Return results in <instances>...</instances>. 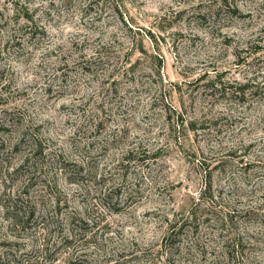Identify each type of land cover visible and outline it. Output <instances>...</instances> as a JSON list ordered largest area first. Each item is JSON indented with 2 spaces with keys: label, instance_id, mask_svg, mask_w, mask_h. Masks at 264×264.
<instances>
[{
  "label": "rangeland",
  "instance_id": "374dc122",
  "mask_svg": "<svg viewBox=\"0 0 264 264\" xmlns=\"http://www.w3.org/2000/svg\"><path fill=\"white\" fill-rule=\"evenodd\" d=\"M0 264H264V0H0Z\"/></svg>",
  "mask_w": 264,
  "mask_h": 264
}]
</instances>
